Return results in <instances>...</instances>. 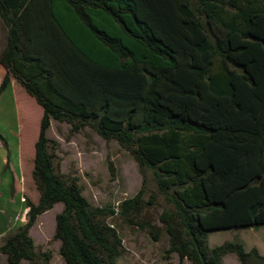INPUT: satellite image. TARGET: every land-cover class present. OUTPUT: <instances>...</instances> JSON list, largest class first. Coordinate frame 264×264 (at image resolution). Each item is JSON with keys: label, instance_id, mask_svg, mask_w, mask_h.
<instances>
[{"label": "trees", "instance_id": "1", "mask_svg": "<svg viewBox=\"0 0 264 264\" xmlns=\"http://www.w3.org/2000/svg\"><path fill=\"white\" fill-rule=\"evenodd\" d=\"M0 21V96L14 77L43 108L32 171L39 201H27L0 258L36 264L30 229L62 203L54 238L66 264H119L122 239L106 221L114 211L92 210L58 172L54 119L116 140L141 171L153 169L173 204L181 257L264 264L241 241L208 242L214 230L264 225V0H0ZM143 195L124 200L121 215H138Z\"/></svg>", "mask_w": 264, "mask_h": 264}, {"label": "rangeland", "instance_id": "2", "mask_svg": "<svg viewBox=\"0 0 264 264\" xmlns=\"http://www.w3.org/2000/svg\"><path fill=\"white\" fill-rule=\"evenodd\" d=\"M1 30H4L0 22ZM1 34V32H0ZM3 35V32H2ZM25 155L24 178L21 200L38 203L40 193L32 171L35 159V143L38 139L42 118L41 106L31 97L20 101ZM48 136L57 140L56 165L59 174L66 180H76L92 210L105 208L114 213L106 218L122 239L119 264H192L172 248L175 236V215L169 193L158 187L153 169L141 171L131 153L116 140L107 141L92 128L85 127L74 132L69 123L51 121ZM27 157V156H26ZM143 188L145 204L138 215L125 218L121 215V203L133 197ZM63 210L57 203L40 214L30 229L36 251L40 255L36 264H66L60 254V242L54 238L56 216ZM3 237L0 238V244ZM226 241H241L245 249L257 248L264 255V225L218 229L209 233L210 247ZM44 254H49L46 261ZM226 264H241L235 254L223 257ZM0 264H10L6 255ZM20 264H30L23 260Z\"/></svg>", "mask_w": 264, "mask_h": 264}, {"label": "crops", "instance_id": "3", "mask_svg": "<svg viewBox=\"0 0 264 264\" xmlns=\"http://www.w3.org/2000/svg\"><path fill=\"white\" fill-rule=\"evenodd\" d=\"M0 32V50H3L6 31L5 29L2 31L0 26ZM6 75L7 69L0 62V84ZM28 97L35 100L14 77L11 78L9 86L0 96V132L8 144L7 146L0 144V238L15 231L26 222L28 207L21 197L23 167L29 156L25 155L20 101ZM41 109L43 112L42 107ZM7 161L10 164L8 169L6 168ZM13 181L14 194L11 193Z\"/></svg>", "mask_w": 264, "mask_h": 264}]
</instances>
